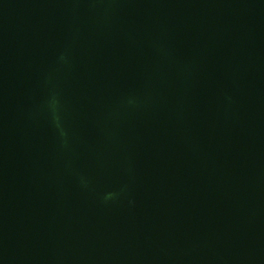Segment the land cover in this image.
Here are the masks:
<instances>
[{"label": "water", "instance_id": "obj_1", "mask_svg": "<svg viewBox=\"0 0 264 264\" xmlns=\"http://www.w3.org/2000/svg\"><path fill=\"white\" fill-rule=\"evenodd\" d=\"M0 264H264V0H0Z\"/></svg>", "mask_w": 264, "mask_h": 264}]
</instances>
